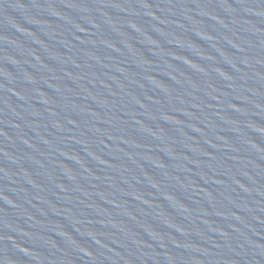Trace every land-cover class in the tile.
Wrapping results in <instances>:
<instances>
[{
    "label": "water",
    "instance_id": "water-1",
    "mask_svg": "<svg viewBox=\"0 0 264 264\" xmlns=\"http://www.w3.org/2000/svg\"><path fill=\"white\" fill-rule=\"evenodd\" d=\"M0 264H264V0H0Z\"/></svg>",
    "mask_w": 264,
    "mask_h": 264
}]
</instances>
